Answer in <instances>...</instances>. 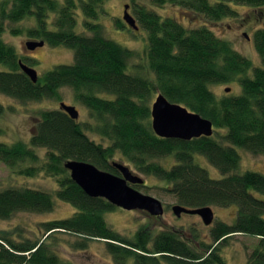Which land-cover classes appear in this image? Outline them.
I'll use <instances>...</instances> for the list:
<instances>
[{
	"label": "trees",
	"instance_id": "obj_1",
	"mask_svg": "<svg viewBox=\"0 0 264 264\" xmlns=\"http://www.w3.org/2000/svg\"><path fill=\"white\" fill-rule=\"evenodd\" d=\"M150 1L177 4L215 22L239 13L232 4L264 11V0ZM78 7L86 16L84 26L92 34L76 30ZM133 7L139 26L147 31V58L154 78L130 73L128 62L135 52L106 37L102 24L93 21L106 12L104 0L0 1V65L5 66L0 69V93L22 102L41 101L61 99V88L70 87L93 120L72 118L61 108V101L60 108L38 112L29 144L0 141V161L14 173L35 176L44 172L58 184L54 192L28 186L0 190V219L20 211H52L56 197L77 208L70 217L41 221V236L0 229V264H77L51 246L56 241L53 236L60 232L76 235L73 246L77 249L86 248L92 239H104L115 264H226L220 249L233 234L242 232L258 238L247 264H264V173L234 172L240 166L239 147L264 155V26L254 33L263 63L256 66L207 25L184 26L136 0ZM52 12L57 14L54 29L48 27ZM30 16L37 20V26L28 31L32 37L74 50L73 63L56 65L36 82L22 70L20 59H24L3 39L6 20ZM124 21L115 19L120 28H125ZM228 82L240 84L241 93L219 96L210 87ZM157 92L210 119L214 134L190 140L157 135L151 115V101ZM4 110L0 103V113ZM87 130L109 144L91 138ZM39 148L46 149L44 157ZM117 151L136 170L164 181L158 188L178 203L190 208L236 205L235 220L216 221L212 242L170 228L154 234L150 224L141 226L133 238L122 236L105 218L106 212L118 206L88 195L65 167L67 160L78 159L120 174L112 160ZM197 154L216 166L222 177H212L196 160ZM168 157L174 159L169 166L156 160ZM134 186L149 187L146 182Z\"/></svg>",
	"mask_w": 264,
	"mask_h": 264
},
{
	"label": "rangeland",
	"instance_id": "obj_2",
	"mask_svg": "<svg viewBox=\"0 0 264 264\" xmlns=\"http://www.w3.org/2000/svg\"><path fill=\"white\" fill-rule=\"evenodd\" d=\"M60 1L64 2V0ZM136 1L143 2L148 8L155 10L163 17H173L177 19L184 26L198 27L207 25L219 37L231 41L235 49L249 57L254 65L263 64L254 41L255 31L264 26V11L258 8L246 4H232L239 13L235 16H228L219 22H215L209 21L202 14L194 13L177 4L166 3L157 5L150 0ZM126 4H129L128 11L136 17L133 0H104V9L106 12L101 13L98 20L93 21L102 24L103 33L106 37L123 44L135 52L134 56L128 62V70L130 73L154 78V73L149 68L147 58V31L142 27L135 30L125 21V28H120L115 22L116 18L124 19L123 15ZM56 16L57 14L53 12L49 14L48 27L51 29L55 28L53 21ZM76 17L78 21L76 30L86 34H92V32L84 26L86 16L80 7L76 9ZM36 26L37 20L35 16L26 17L19 21L6 20V29L3 33V39L7 44L15 48L18 55L24 59L28 65L37 70L39 76H43L46 71L54 68L58 64L73 63L74 50L65 45H52L45 41L44 45L38 46L35 49H29L27 47L28 41L44 40L40 37H32L29 34V29ZM14 29H19V31H14ZM4 68V65H0V69ZM210 87L219 96L229 93L239 94L242 90L241 85L237 82L212 84ZM227 87H231V91H226ZM60 92L62 94L61 99H43L41 101L28 102H22L0 93V103L5 106V110L0 113V141L11 143L20 140L29 144L36 125L38 112L42 109L60 108L61 101L77 107L80 112L79 121H93L90 117L89 110L83 104L75 100L73 90L70 87H63ZM158 94V92L154 94L151 107ZM104 96L110 95L104 94ZM87 133L91 138L109 144L108 140L103 139L93 130H87ZM37 151L42 157L46 154L45 148H39ZM238 151L241 154V161L239 168L234 172L242 173L247 170H254L264 173V155H255L240 147ZM112 160L128 165L136 174L143 177L149 187L137 188L143 193L159 198L165 207L164 214L157 217H150L146 211L126 210L121 207L106 212L105 218L108 224L126 238H133L141 226L150 224V226L153 227L154 234L163 229L170 228L177 230L179 233L181 231V233L187 234L188 236L195 233L199 240L212 242L211 229L216 221L223 220L232 223L235 220L237 214L236 205H211L215 212V221L211 225L205 224L198 214L183 213L181 216H177L172 209V206L178 203L176 198L168 192L158 188V186L164 185V181H161L155 176L147 175L136 170L134 165L119 151L114 154ZM156 160L165 166H169V164L174 162V159L171 157L159 158ZM196 160L207 168L212 177H222L220 170L211 164L205 156L197 154ZM27 164L31 163L28 162ZM21 186H28L50 192H54L58 188L57 181L44 172L35 176L18 174L14 173L5 162L0 161V190L7 187ZM76 210L77 208L71 203L56 197L55 207L52 211L40 213L30 211L17 212L9 219H0V229L6 231L19 230L24 231L25 234L41 236L42 233L39 230L41 221L67 218ZM53 237L56 238V241L52 242L51 246L57 249L60 255L66 260H72L77 264H115L114 257L107 250V245L105 241H103L104 239H92L87 244L86 248L77 249L73 246L78 239L76 235L60 232L56 233V236ZM257 242L258 238L254 235L242 232L235 233L229 238L228 242L222 246L220 255L223 256L226 264H247L249 253ZM162 264L167 263L164 262Z\"/></svg>",
	"mask_w": 264,
	"mask_h": 264
},
{
	"label": "water",
	"instance_id": "obj_3",
	"mask_svg": "<svg viewBox=\"0 0 264 264\" xmlns=\"http://www.w3.org/2000/svg\"><path fill=\"white\" fill-rule=\"evenodd\" d=\"M126 4L123 18L135 30L140 29L136 17L129 11ZM247 35V34H246ZM44 40L27 42L29 49L44 45ZM22 70L34 81H38L37 70L20 59ZM226 91H231L227 87ZM63 108L72 118H79V110L75 105L61 102ZM152 126L161 137H174L190 140L202 135L214 134L213 122L200 113L191 111L185 105L170 101L163 93H159L151 107ZM120 174L104 170L95 164L78 159H69L65 167L70 171L71 178L90 196L103 197L115 206L126 210L146 211L152 216H161L165 212L163 202L150 194L143 193L136 184H144L143 177L136 174L128 165L114 161ZM174 213L181 216L183 213L198 214L207 225L215 221V212L211 205L190 208L180 203L172 206Z\"/></svg>",
	"mask_w": 264,
	"mask_h": 264
},
{
	"label": "flooded vegetation",
	"instance_id": "obj_4",
	"mask_svg": "<svg viewBox=\"0 0 264 264\" xmlns=\"http://www.w3.org/2000/svg\"><path fill=\"white\" fill-rule=\"evenodd\" d=\"M45 41V40H44ZM150 217H157V216H152V215H150V214H148Z\"/></svg>",
	"mask_w": 264,
	"mask_h": 264
}]
</instances>
